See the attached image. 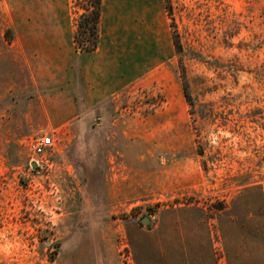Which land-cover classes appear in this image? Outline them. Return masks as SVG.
Listing matches in <instances>:
<instances>
[{
    "label": "rangeland",
    "instance_id": "obj_1",
    "mask_svg": "<svg viewBox=\"0 0 264 264\" xmlns=\"http://www.w3.org/2000/svg\"><path fill=\"white\" fill-rule=\"evenodd\" d=\"M33 2L0 0V29ZM162 2L171 53L48 165L30 163L35 134L0 132V264H134L144 244L264 264V0Z\"/></svg>",
    "mask_w": 264,
    "mask_h": 264
},
{
    "label": "crops",
    "instance_id": "obj_2",
    "mask_svg": "<svg viewBox=\"0 0 264 264\" xmlns=\"http://www.w3.org/2000/svg\"><path fill=\"white\" fill-rule=\"evenodd\" d=\"M8 23L9 35L0 29V132L54 133L61 144L85 112L139 82L174 45L162 0H102L98 42L87 51L77 47L71 0H35ZM143 249L134 264H199L179 246L161 257Z\"/></svg>",
    "mask_w": 264,
    "mask_h": 264
},
{
    "label": "trees",
    "instance_id": "obj_3",
    "mask_svg": "<svg viewBox=\"0 0 264 264\" xmlns=\"http://www.w3.org/2000/svg\"><path fill=\"white\" fill-rule=\"evenodd\" d=\"M89 4L84 7L85 11L81 12L77 17L78 28L75 34L76 43L85 45L84 49L90 50L96 47L99 31L98 24L100 20V10L102 0H88ZM184 93L188 100H190V94L187 85L184 86Z\"/></svg>",
    "mask_w": 264,
    "mask_h": 264
},
{
    "label": "built area",
    "instance_id": "obj_4",
    "mask_svg": "<svg viewBox=\"0 0 264 264\" xmlns=\"http://www.w3.org/2000/svg\"><path fill=\"white\" fill-rule=\"evenodd\" d=\"M27 145L31 149L36 158H32L30 163H35V166H46L50 161V157L61 145V140L57 134L45 133L36 134L26 140Z\"/></svg>",
    "mask_w": 264,
    "mask_h": 264
},
{
    "label": "water",
    "instance_id": "obj_5",
    "mask_svg": "<svg viewBox=\"0 0 264 264\" xmlns=\"http://www.w3.org/2000/svg\"><path fill=\"white\" fill-rule=\"evenodd\" d=\"M33 165L35 166L36 164L33 163ZM148 220H149V218H147V217H143V218L141 219V221H142L143 223L147 222Z\"/></svg>",
    "mask_w": 264,
    "mask_h": 264
}]
</instances>
